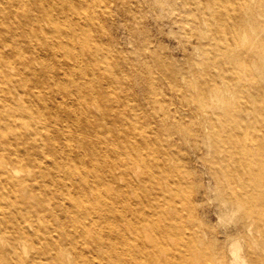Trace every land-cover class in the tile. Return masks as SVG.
Instances as JSON below:
<instances>
[{"label":"bare ground","instance_id":"bare-ground-1","mask_svg":"<svg viewBox=\"0 0 264 264\" xmlns=\"http://www.w3.org/2000/svg\"><path fill=\"white\" fill-rule=\"evenodd\" d=\"M96 1L116 10L123 3L0 0V264H213L208 234H200L196 223L198 207L191 205L206 191L183 192L186 167L170 153L154 151L151 140L144 147H130L100 136V119L120 110L102 113L87 78L77 82L73 75L52 72L50 78L60 80L49 85V33L70 43L69 49L52 47L54 54L72 59L71 53L80 51L95 59V48L77 44L75 37L89 34L81 22L93 23L85 10L96 11ZM137 1L160 5L169 0ZM237 1L193 0L213 7L211 14L201 9L202 16L212 15L229 28L224 33L227 46L214 58L223 79L217 83L209 77V85L195 94V106L189 104L187 110L195 117L196 141L211 137L213 151L224 152L206 161L200 179L220 183L225 208L235 212L246 206L233 228L242 232L257 226L259 205L264 211V169L252 157L264 152V63L258 71L242 68L256 46L255 36L245 44L246 28L250 23L264 29V12L260 0L254 5ZM65 63L70 65L56 62ZM246 73L254 83L249 96L261 93L255 106H248L242 93ZM209 101L211 113L204 107ZM212 115L228 128H216ZM249 129L257 132L252 142ZM199 151L195 142L189 166L203 157ZM26 244L31 251L24 254ZM233 258L234 264H244L237 254ZM249 259L264 264L256 253Z\"/></svg>","mask_w":264,"mask_h":264},{"label":"rangeland","instance_id":"rangeland-1","mask_svg":"<svg viewBox=\"0 0 264 264\" xmlns=\"http://www.w3.org/2000/svg\"><path fill=\"white\" fill-rule=\"evenodd\" d=\"M260 1L264 12V0ZM122 2L117 10L115 5L109 8L99 1H96L94 12L86 6L85 11L92 16L93 23L81 22L82 31L86 29L89 34L78 35L75 42L94 47V60L80 51L71 53L72 59L61 53L54 54L52 47L69 49L70 43L63 36L49 33V85L60 80L50 78L52 72L63 77L73 75L77 82L85 83L84 78H87V85L92 83L96 98L101 102L102 113L108 108L120 110L114 117L108 115L100 119V136L109 142H126L130 147H144L148 145L145 140H151L154 151L170 153L178 164L186 167L187 184L183 192L206 191L203 199L194 200L191 205L195 203L198 207L196 223L200 234L204 235V231L208 234L205 242L215 259L213 264H234L235 254L244 264H257L249 259L250 253H256L264 263V211L261 205L256 210L259 213L257 226L254 223L242 232L233 230L237 214L246 206L242 205L235 212L229 206L225 208L220 201V183L206 176L200 179L201 174H206V161L218 156L217 153L224 156V152L213 151L211 137L201 136L196 141L198 131L191 124L195 117L187 110L189 104L195 106L191 99L202 87L209 85V77L217 83L223 79L214 58L227 46L224 33L229 24L222 22L219 25L212 15L202 16L201 9L211 14L213 7L198 5L193 0H169L160 5H146L137 0ZM248 2L254 5L257 0ZM260 19L264 24L262 16ZM58 25L63 27L61 22ZM251 36L256 37L255 51L247 57L242 68L258 71L264 63V52L260 51L264 49V29L249 23L244 34L245 44L250 42ZM18 39L24 43L22 37ZM57 60L68 61L70 65L59 66ZM86 71L88 75L84 74ZM241 84L244 98L249 99L248 106L261 102V93L249 96L254 83L248 73ZM115 99L121 104L115 103ZM210 102L204 104L208 113H211ZM212 116L216 128H228L225 121ZM256 135L255 130L249 129L250 142ZM195 142L203 157L194 166H189ZM253 154L255 164L263 170L264 152L261 156L259 152ZM173 239L178 240L175 235ZM30 251L26 244L24 254Z\"/></svg>","mask_w":264,"mask_h":264}]
</instances>
